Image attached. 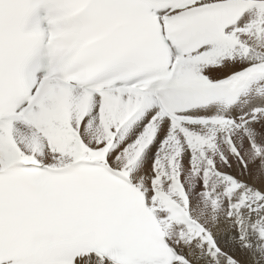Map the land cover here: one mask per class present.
Segmentation results:
<instances>
[{
	"label": "snow or ice",
	"instance_id": "snow-or-ice-1",
	"mask_svg": "<svg viewBox=\"0 0 264 264\" xmlns=\"http://www.w3.org/2000/svg\"><path fill=\"white\" fill-rule=\"evenodd\" d=\"M0 264H264V0H0Z\"/></svg>",
	"mask_w": 264,
	"mask_h": 264
}]
</instances>
